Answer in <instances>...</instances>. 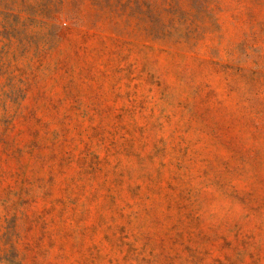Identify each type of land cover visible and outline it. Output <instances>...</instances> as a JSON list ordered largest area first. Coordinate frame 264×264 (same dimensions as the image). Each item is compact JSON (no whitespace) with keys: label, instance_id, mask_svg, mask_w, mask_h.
<instances>
[{"label":"rangeland","instance_id":"1","mask_svg":"<svg viewBox=\"0 0 264 264\" xmlns=\"http://www.w3.org/2000/svg\"><path fill=\"white\" fill-rule=\"evenodd\" d=\"M0 264H264V0H0Z\"/></svg>","mask_w":264,"mask_h":264}]
</instances>
